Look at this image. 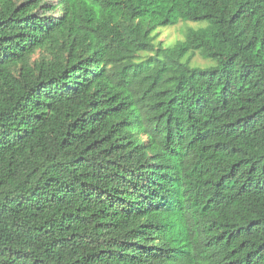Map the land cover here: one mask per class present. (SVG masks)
Masks as SVG:
<instances>
[{"label":"trees","instance_id":"obj_1","mask_svg":"<svg viewBox=\"0 0 264 264\" xmlns=\"http://www.w3.org/2000/svg\"><path fill=\"white\" fill-rule=\"evenodd\" d=\"M0 264H264V0H0Z\"/></svg>","mask_w":264,"mask_h":264},{"label":"rangeland","instance_id":"obj_2","mask_svg":"<svg viewBox=\"0 0 264 264\" xmlns=\"http://www.w3.org/2000/svg\"><path fill=\"white\" fill-rule=\"evenodd\" d=\"M200 23L195 21H182L178 25L163 27L159 29L158 41H161L164 46L169 47L175 45L178 41L183 40L186 36L189 27H198ZM211 60H204L200 56H197L192 61V65L207 66L211 64Z\"/></svg>","mask_w":264,"mask_h":264}]
</instances>
